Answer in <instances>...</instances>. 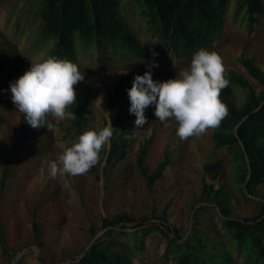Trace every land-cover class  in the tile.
I'll list each match as a JSON object with an SVG mask.
<instances>
[{"label":"rangeland","instance_id":"rangeland-1","mask_svg":"<svg viewBox=\"0 0 264 264\" xmlns=\"http://www.w3.org/2000/svg\"><path fill=\"white\" fill-rule=\"evenodd\" d=\"M40 0H0V223L6 239V248L0 243V264H63L75 260L87 249L93 239L90 232L92 224L96 226L98 238H108L111 245L125 250V244L119 236H113L102 228V219L116 214H127L146 223L175 227L181 237L191 233L192 220L202 206L204 166L213 160H222L224 168L221 182L227 187L235 203V215L239 218L256 217L264 204V183L252 197L244 199L240 183L235 182L231 160L225 150L217 149L211 140V129L199 137L181 140L177 136L178 124L174 120L161 123L154 115L155 105L148 125L138 130L133 137L125 160L111 167L107 164L110 145L100 153L103 158L98 169V179L89 171L82 175L50 174V163H59V156L67 141L74 136L73 119L48 120L53 129L47 126L30 129L20 127V113L11 100L10 83L15 82L31 63L47 59V43H39L36 30L39 20L29 17L27 8L34 9ZM122 0V11L127 24L135 30L130 20L139 23L144 48L142 57H125L97 64L92 51L80 55L75 64L84 80L75 86L77 95L86 89L94 95L91 104L88 130H99L103 119L109 120L107 99L114 84L132 70L143 75L155 57L154 48L145 36L144 24L139 21L135 10L129 12L127 3ZM264 2V1H263ZM230 5L227 30L223 37L209 51H216L223 59L226 73L235 70L244 74L241 59L252 58L264 69V16L253 33L242 23L243 14L235 20ZM131 11V10H130ZM37 41L38 44L32 42ZM156 51L159 52L155 43ZM159 67L152 69L154 81L175 79L182 70L190 67V62H174L164 71L165 55ZM255 86V84H254ZM243 88L235 89V101L238 105L245 101ZM134 117L131 128L135 127ZM24 140L17 147L19 134ZM149 152L145 165L153 171L166 157L170 165L163 177L149 190L145 178L136 164V154L147 140ZM245 186V185H244ZM192 204L194 206H192ZM214 207V204L212 205ZM166 221L162 220V216ZM199 229L207 235L226 240L219 229L218 212L205 215L199 213ZM35 220L43 232L41 247L36 246L31 221ZM135 224V223H134ZM134 224H122L117 230L131 232ZM137 224V223H136ZM123 227V228H122ZM97 238V239H98ZM154 238L152 241L150 239ZM142 264H171L161 260L165 241L157 233L147 239ZM227 241V240H226ZM153 243V244H150Z\"/></svg>","mask_w":264,"mask_h":264},{"label":"trees","instance_id":"trees-1","mask_svg":"<svg viewBox=\"0 0 264 264\" xmlns=\"http://www.w3.org/2000/svg\"><path fill=\"white\" fill-rule=\"evenodd\" d=\"M264 0H234L233 16L243 21L249 33L256 30L260 19L264 16ZM232 0H129L126 4L144 24L145 36L153 44L157 54L155 62L165 55L164 71L174 62H191L192 56L200 48L212 49L227 30V19ZM37 6L27 8L29 17L39 20L36 38L39 43H47V58L56 57L75 63L80 55L94 52L97 64L110 63L118 58L142 57L144 48L138 30V24L130 20L132 29L125 20L122 11L125 5L122 0H40ZM38 44L35 40L32 42ZM155 43L158 46L156 51ZM46 59V56H45ZM241 65L244 74L229 70L226 78L229 85L222 90L221 100L227 105L229 115L220 126L211 129V140L214 147L225 150L231 160L235 182L243 185L240 191L244 199L252 201L257 188L264 183V69L260 68L250 57H243ZM139 72L132 70L114 84L107 99V109L115 132L110 140L107 164L115 167L128 155L130 143L138 130L130 124L135 115L129 112L130 100L128 90L132 87L134 77ZM255 84V86H254ZM243 88L246 92L245 101L238 105L235 101V89ZM94 95L90 89L77 95L76 104L68 111L74 113L73 119L75 141L87 131L91 104ZM153 113L150 105L145 110L149 122ZM109 120L103 119L100 128L107 126ZM243 121V122H241ZM20 127L29 126L24 114L20 115ZM237 127V136L235 129ZM24 134L20 133L17 147H20ZM147 140L136 154V164L146 180L149 190L163 177L170 165V158L165 159L150 171L145 165L149 152ZM239 140L243 143L241 147ZM248 157V163H247ZM99 163L89 171L98 179ZM224 168L222 160H213L204 166L202 206L196 211L192 220L191 233L185 238L179 235L175 227L146 223L127 214H116L111 218L102 219V228L113 236H119L125 244V250L111 245L108 238H98L71 262L65 264H142V255L147 249V239L157 233L165 241L161 260L171 264H264V204L256 217L239 218L235 215V203L231 193L221 182ZM250 178L247 182L248 175ZM4 182L1 183V188ZM246 185V186H244ZM214 204V207L212 206ZM195 205V204H194ZM192 204V206H194ZM218 212L219 229L223 237L205 234L199 229L200 215ZM165 222V215L162 216ZM1 222V221H0ZM135 223V224H134ZM137 223V224H136ZM134 224L132 231L127 232L117 227ZM35 244L43 245L38 223L31 221ZM123 228V227H122ZM96 226L92 224L90 232L95 236ZM154 238L150 239L151 241ZM0 243L6 248V239L0 223ZM153 244V243H150ZM140 260V261H139Z\"/></svg>","mask_w":264,"mask_h":264},{"label":"clouds","instance_id":"clouds-1","mask_svg":"<svg viewBox=\"0 0 264 264\" xmlns=\"http://www.w3.org/2000/svg\"><path fill=\"white\" fill-rule=\"evenodd\" d=\"M145 66L148 70L136 75L128 90L129 112L136 117L137 129L148 123L145 110L150 105H155L154 115L161 123L177 122V136L181 140L218 128L229 115L220 97L230 82L223 59L216 51L200 48L193 54L189 68L175 79L163 82L153 80L152 69L159 67L155 60ZM84 75L77 64L66 59L49 57L31 63L29 70L10 83L11 100L33 129L47 126L52 130L49 115L55 120L76 119L68 110L76 104L75 86L84 80ZM115 130L109 117L102 129L88 130L75 141H67L70 146L61 145L59 163H50L51 176L82 175L90 171L99 163L100 153L110 144Z\"/></svg>","mask_w":264,"mask_h":264},{"label":"water","instance_id":"water-1","mask_svg":"<svg viewBox=\"0 0 264 264\" xmlns=\"http://www.w3.org/2000/svg\"><path fill=\"white\" fill-rule=\"evenodd\" d=\"M241 122H243V121H241ZM235 135L237 136V127H236V129H235ZM239 143H240L241 147L244 149V146H243V143L241 142V140H239ZM247 163H248V157H247ZM249 178H250V173H249V175H248L247 182H248ZM245 186H246V185H245ZM97 238H98V235L95 236V237L92 239V241H91V243L89 244L88 248L94 243V241H95ZM88 248L84 251L83 255L87 252ZM66 263H68V262H66ZM63 264H65V263H63Z\"/></svg>","mask_w":264,"mask_h":264}]
</instances>
